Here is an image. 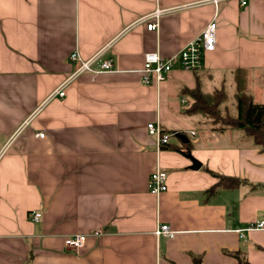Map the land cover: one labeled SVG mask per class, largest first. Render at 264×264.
<instances>
[{
	"label": "crops",
	"instance_id": "1",
	"mask_svg": "<svg viewBox=\"0 0 264 264\" xmlns=\"http://www.w3.org/2000/svg\"><path fill=\"white\" fill-rule=\"evenodd\" d=\"M213 20L204 67L143 82L145 53L169 57ZM73 51H103L114 67L52 96L80 65ZM238 69L264 103V0H0V264H264V228L248 229L264 220V150L181 103L191 88L233 96ZM156 168L168 174L159 195L148 189ZM220 175L244 182L228 187ZM163 224L172 236L156 233ZM78 232L85 244L69 249Z\"/></svg>",
	"mask_w": 264,
	"mask_h": 264
},
{
	"label": "built area",
	"instance_id": "2",
	"mask_svg": "<svg viewBox=\"0 0 264 264\" xmlns=\"http://www.w3.org/2000/svg\"><path fill=\"white\" fill-rule=\"evenodd\" d=\"M212 1L218 3L221 0ZM239 1L242 6H245L248 4L249 0ZM162 11V9L157 8L149 15L150 20L147 21V28L149 30H155L158 27L156 19L160 16ZM217 27V21H211L196 37L191 39L178 52L169 57H163L158 52L145 53L144 65L142 68L143 82L146 84L151 83L153 76L157 82H161L166 79L167 75L175 67H179L187 71L200 70L204 67L205 53L214 50L216 47ZM102 52L103 51L93 55L89 59H82L78 51H73L70 55V59L72 61H80V65L77 70L71 76L67 77V79L56 89L52 96L59 95L60 97H63L65 95V87L83 72L90 71L94 73L112 70L114 67V57L109 55L100 60ZM181 103L185 108H188L192 103V99L189 96L183 95ZM147 130L150 135L156 137L159 145H164L169 142L170 134L163 132L159 123L148 122ZM38 135L43 136L44 134L39 132ZM167 179V172L161 168H156L150 174L148 179L149 191L155 195H159L163 191H166L168 189ZM41 215L40 211H33L31 219L38 221ZM252 228H264V220H259L251 224L248 229L250 230ZM102 233V229H98L95 232L96 235ZM156 233L158 235L172 236L174 231L170 229L169 225L163 224L158 227ZM86 237V233H75L65 238V245L69 249L78 250L85 244Z\"/></svg>",
	"mask_w": 264,
	"mask_h": 264
},
{
	"label": "trees",
	"instance_id": "3",
	"mask_svg": "<svg viewBox=\"0 0 264 264\" xmlns=\"http://www.w3.org/2000/svg\"><path fill=\"white\" fill-rule=\"evenodd\" d=\"M236 92L233 95L235 113L227 110V103L230 95L221 89L214 91H202L199 88L186 89L183 92L192 96V103L186 109L187 116L200 115L212 123L217 130L238 129L245 131L257 146L264 150V103L255 101L248 92V76L245 70L235 71ZM163 131V130H162ZM164 132V131H163ZM163 147H170L167 142ZM244 182L237 177L220 175V184L228 187H237ZM216 187L208 190L214 193ZM238 257L234 264H253L245 257ZM200 259L195 258V264H199Z\"/></svg>",
	"mask_w": 264,
	"mask_h": 264
},
{
	"label": "rangeland",
	"instance_id": "4",
	"mask_svg": "<svg viewBox=\"0 0 264 264\" xmlns=\"http://www.w3.org/2000/svg\"><path fill=\"white\" fill-rule=\"evenodd\" d=\"M221 90H222V89H221ZM229 95H230V97H229V101H228V103H227V110L230 111V112H232V113H233V111H234V113H235V107H234V102H233V96H232V94H230V93H229Z\"/></svg>",
	"mask_w": 264,
	"mask_h": 264
},
{
	"label": "water",
	"instance_id": "5",
	"mask_svg": "<svg viewBox=\"0 0 264 264\" xmlns=\"http://www.w3.org/2000/svg\"><path fill=\"white\" fill-rule=\"evenodd\" d=\"M189 158L192 160L193 169H198L201 166V163L196 158H194L192 155H189Z\"/></svg>",
	"mask_w": 264,
	"mask_h": 264
}]
</instances>
